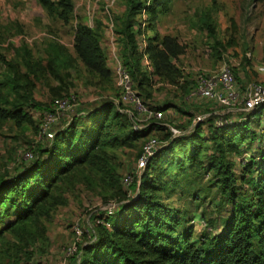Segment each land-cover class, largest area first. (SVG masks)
Masks as SVG:
<instances>
[{
  "label": "trees",
  "instance_id": "obj_1",
  "mask_svg": "<svg viewBox=\"0 0 264 264\" xmlns=\"http://www.w3.org/2000/svg\"><path fill=\"white\" fill-rule=\"evenodd\" d=\"M35 1L50 19L70 27L73 53L56 38L48 39L44 56L39 59H33L31 47L25 43L12 47L13 58L0 64L4 73L7 67L10 71L4 75V81H0L1 128L11 122L17 127L31 125L38 132L40 115L52 112L53 99L63 97V90L67 93L62 73L72 68L74 57L82 63L98 89L112 83L113 72L103 46L108 33L104 21L95 19L89 25L85 16L76 17L73 0ZM171 2L124 0L123 12L113 19V35L119 58L136 86H152L153 78L157 77L159 82L179 84L187 95L194 80L183 83L181 70L174 62L183 52V45L175 35L160 33L157 28L160 17L170 10ZM203 17L202 27L207 24V15ZM141 37L145 39L143 49L153 71L142 69ZM235 77L238 79L236 74ZM41 78L45 81L44 88L53 95L49 104L40 103L34 97V81ZM99 95L101 99L88 106L87 111L78 103L68 125L57 128L54 125L51 140L42 139L46 141L44 145L32 146L31 160L24 163L16 175L0 176L2 264H35L30 245L46 239V229L38 224L39 218L65 202L62 195L57 194L63 182H80L86 170L104 182L107 178L112 180L113 150L143 145L146 134L152 129H167L166 114L161 121L149 120L145 128L135 129L131 123L134 121L122 110L125 105L118 89L114 98ZM184 102L195 106L194 113H203L200 108L205 105ZM150 108L167 111L165 107ZM261 113V107L257 106L242 114L241 122L219 127L214 125V115H209L180 140L184 141L183 146L188 145L187 151H176L179 140L171 139L167 145L162 142L147 158L139 183L135 182L139 189L136 196L124 198L117 210L105 218L109 227L95 224L94 239L78 243L76 256L69 259L75 264H264V144L259 143L253 150L249 146L255 136L249 124L253 122L260 127ZM203 126L214 148L208 156V144L201 137ZM238 155L241 166L235 170L234 160ZM204 157L209 159L207 163H203ZM195 165L212 174L205 193L213 187L220 193L214 209H210L212 202H206L210 204L208 227L201 230L197 238L192 237L196 229L193 223H187V211L165 203L162 196L171 185L172 177L178 176L177 172ZM175 169L176 173H172ZM190 183L194 187L197 184L194 180ZM194 187L190 193L191 204H204L200 185ZM102 216L100 213L97 218ZM213 223L217 228L210 233ZM7 233L11 239L6 237Z\"/></svg>",
  "mask_w": 264,
  "mask_h": 264
},
{
  "label": "rangeland",
  "instance_id": "obj_2",
  "mask_svg": "<svg viewBox=\"0 0 264 264\" xmlns=\"http://www.w3.org/2000/svg\"><path fill=\"white\" fill-rule=\"evenodd\" d=\"M73 2L76 17L85 16L86 20L90 17L93 22L95 19H101L108 32L103 46L107 53V63L113 72L110 86L103 84L98 89L94 80L87 74L85 67L75 57L72 68L67 73H62L63 81L67 83V93L63 90L64 94L61 95L63 97L73 96L75 107L79 103L80 108L84 107L83 109L87 111L91 105L101 99L99 94L105 99L114 98L118 89L115 62L110 52V49L113 47L117 49V47L111 32L113 33L114 16L124 10V0H73ZM204 15H207V24L202 27ZM18 26L21 28L19 29ZM157 28L160 33L175 35L183 45V52L174 59L181 70L183 83L185 80L193 79L196 73L216 72L223 64H227L232 67L241 85L245 86L249 83L264 85V72L258 69L264 65V0H172L170 10L160 17ZM51 38H56L68 48L70 53H73L70 27L63 25L60 21L50 19L35 0H0V53H2L0 64L10 62L13 58L12 47H18L21 43L31 47L33 59L43 57L44 45ZM140 39H142L140 40L142 49L145 39L143 37ZM111 42L114 44L112 48ZM142 69L148 72L143 66ZM8 71L7 67L4 73L3 65H0L1 82L4 81V75ZM153 79L154 84L144 88L136 86L131 79L133 89L139 93L143 106L147 109L153 106L167 108L165 112L167 118L164 122L167 129H152L146 134L145 139L153 136L165 142L166 145L171 139H176L180 142L175 148L176 151L180 149L187 151L188 145L183 146L184 141L180 140L193 131L198 123L194 117L200 112L194 113L196 110L193 107L195 106L184 102L186 90L179 87V84L159 82L157 77ZM34 83L35 100L49 104L53 95L50 90L46 89L47 87L44 88V79H38ZM52 83L57 85V82L52 81ZM5 88L4 86L3 89ZM201 107L203 113L215 109L210 105ZM72 114L61 116L55 123V127L68 125L73 119ZM260 119L262 122L260 127L253 122L249 124V127L255 131V136L249 144L250 150L258 147L259 143L264 144V112ZM131 123L135 129L148 126L144 122H139L137 125ZM169 128L177 131L175 137L170 134ZM203 129L201 137L208 144L206 151L208 156L214 148L208 140L206 127L203 126ZM45 142L39 139L38 132L31 125L17 127L11 122L5 123L2 128L0 127V176L7 178L16 175L21 166L31 160L24 158V153L30 151L35 144L44 145ZM247 143L248 140L244 142L245 145ZM141 151L142 143L113 150L111 160L115 172L112 174V180L107 178L108 181L104 182L86 170L81 174L80 182L72 183L68 180L61 184L57 194L62 195L65 202L39 218L38 224L46 229V239L43 242L35 241L30 245L33 248L31 254L35 264H61L63 249L74 238L73 226L78 225L85 233L80 243L83 241L87 243L89 239L85 231H96L94 221L102 212L101 207L105 203L115 200L120 204L124 198L136 196L139 189L135 182L139 183L143 172L138 162ZM240 159L238 155L234 160L235 170L241 166ZM208 160L204 157L203 163H207ZM172 173H176V169ZM177 175L172 177L171 185L162 195L165 196L163 200L172 207L187 211V223H193L196 229L192 237L197 238L198 233L208 227L206 223L209 211L214 209V205L220 199V193L214 187L205 193L207 181L212 178V174L207 173L204 167L202 169L195 165L177 172ZM191 180L197 183L195 187L193 183H190ZM83 183L96 185L85 187L81 185ZM198 185L201 189L200 196H205V203L196 206V203L191 204L190 202L192 201L190 193L192 188L195 189ZM202 199L201 197V201ZM208 201L212 202L210 209V204H206ZM215 228L217 226L213 223L210 233ZM6 237L11 239L8 233ZM0 264H2L1 261ZM65 264H75V262L68 259Z\"/></svg>",
  "mask_w": 264,
  "mask_h": 264
},
{
  "label": "built area",
  "instance_id": "obj_3",
  "mask_svg": "<svg viewBox=\"0 0 264 264\" xmlns=\"http://www.w3.org/2000/svg\"><path fill=\"white\" fill-rule=\"evenodd\" d=\"M87 23L92 24V19L88 17ZM109 29L111 27L109 26ZM111 48L113 43L111 42ZM117 49H110L111 55L115 62L116 73V86L120 91V97L125 107L122 109L133 121L134 124L139 122L147 123L149 120H163L165 118V112L146 108L141 104L139 93H137L132 86V80L127 68L123 65L119 58ZM142 54L141 65L148 71L151 70L150 61L145 49H139ZM264 72V65L258 68ZM194 80V86L188 92L185 100L197 105L211 106L218 110L207 111L206 113H200L195 119L202 121L209 115H214V125L225 126L233 123H239L243 120L242 114L259 106L264 110V85L258 83H249L245 86L241 85L235 77L233 69L230 65L223 64L218 71L212 73H196ZM53 111L43 112L40 115L38 135L39 139L51 140L54 135L53 126L59 118L63 115H69L73 113L76 106L74 97H55L53 99ZM236 106V107H234ZM171 135L175 137L176 130L169 128ZM162 142L156 137H148L143 145L141 155L139 157V166L144 168L146 160L151 156L160 146ZM24 158H32L31 151L24 153ZM245 157V155L243 156ZM119 203L115 200H110L102 207V217H98L94 222L95 224H105L109 227V223L105 221L106 217H110L118 208ZM101 218V219H100ZM93 224V223H92ZM73 239L63 249V262H65L72 256H76L77 245L80 243L82 237H84L83 230L75 225L72 227ZM89 240L94 239L93 230L85 231Z\"/></svg>",
  "mask_w": 264,
  "mask_h": 264
},
{
  "label": "crops",
  "instance_id": "obj_4",
  "mask_svg": "<svg viewBox=\"0 0 264 264\" xmlns=\"http://www.w3.org/2000/svg\"><path fill=\"white\" fill-rule=\"evenodd\" d=\"M45 12V11H44ZM46 14V13H45ZM47 15V14H46ZM87 21V20H86ZM92 23H93V20H92ZM92 25V24H91ZM111 35H113V33L111 32ZM20 46V45H19ZM72 53V52H71Z\"/></svg>",
  "mask_w": 264,
  "mask_h": 264
}]
</instances>
